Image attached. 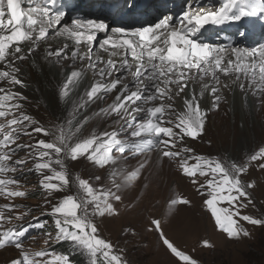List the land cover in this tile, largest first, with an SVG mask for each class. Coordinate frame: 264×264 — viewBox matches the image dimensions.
I'll return each mask as SVG.
<instances>
[{
	"label": "snow or ice",
	"instance_id": "6c2138e0",
	"mask_svg": "<svg viewBox=\"0 0 264 264\" xmlns=\"http://www.w3.org/2000/svg\"><path fill=\"white\" fill-rule=\"evenodd\" d=\"M198 5L199 0H186V9L179 14L162 12L144 24L110 26L103 18L79 16L67 21L61 0H0V197L8 201L0 205V250H18L9 264H74L70 256L75 253L86 256L88 264H128L123 249L100 235L97 218L120 214L116 205L123 202L124 191L139 181L153 152L157 159L166 158L177 165L181 175L204 197L202 206L216 229L228 239L250 237L241 221L264 226V217L242 214V209L253 204L251 193L258 187L250 169L264 172V146L246 158L220 159L194 155L187 143L203 138L209 112L218 110L226 100L220 94L223 89L230 90L239 82L242 91L264 93V40L241 47L238 43L206 42L202 32L206 25L223 26L245 18H260L264 23V0H218L215 7ZM127 6H134L131 0ZM98 34L105 35L98 40ZM239 36L248 39L250 33L240 31ZM56 38H63L62 46L50 42ZM40 53L64 75L58 87L61 101L72 99L82 84L85 88L72 101L70 119L51 128L27 113L24 102L28 97L17 90V86L28 87L22 78L23 62ZM62 61L71 63L65 66ZM129 74L131 80L125 82ZM221 76L230 78V83ZM206 78L208 82H204ZM190 86L193 90L186 92ZM114 91L113 102L94 115H115L125 121L126 128L99 134L93 131L84 137L82 129L91 117L81 110L87 111L89 105L104 101ZM206 99L211 100L210 108L202 107ZM141 114L143 118L138 120ZM121 132L129 135L121 137ZM35 135L51 139L19 142L22 137L32 140ZM24 150L25 155L20 156ZM141 155L145 159L137 166L131 170L124 167L129 157ZM81 158L107 169L110 183L97 188L80 175L71 178L67 162ZM29 160L32 167L27 171L41 177L39 187L50 206L42 215L51 217L52 231L47 230L48 220L40 217H32L35 223H14L25 221L32 212L31 208L18 211L24 206L13 203L28 196L14 174L23 172ZM193 160L195 163H190ZM101 179L95 177L96 181ZM72 188L75 193L67 194ZM178 206L191 207L192 200L183 195L170 198L167 211L174 214ZM163 223V218H150L146 230L157 233L177 264H199L169 239ZM30 228L44 229V242L49 247L39 251L25 248L24 238ZM63 242L71 245L68 254L50 250L51 244ZM201 246L214 247L207 239Z\"/></svg>",
	"mask_w": 264,
	"mask_h": 264
},
{
	"label": "rangeland",
	"instance_id": "374dc122",
	"mask_svg": "<svg viewBox=\"0 0 264 264\" xmlns=\"http://www.w3.org/2000/svg\"><path fill=\"white\" fill-rule=\"evenodd\" d=\"M71 17L75 18L73 15H69L67 21L70 22ZM102 38L100 36L97 37L98 40ZM260 40L264 39L258 37L253 43L240 46L244 47L249 44H255ZM32 68L30 67L29 69ZM23 70L26 72L27 77H29V70L26 69V66H23ZM29 94H31L30 91L28 92V96ZM115 94L116 92L114 91L108 94L104 101L96 102L94 112L90 115L91 120L95 112L113 102ZM223 96L226 97V94H223ZM57 102V100L48 101L46 99L39 102L31 96L24 103L27 113L41 123L58 124L62 120L59 117L61 109ZM208 104V108H210L211 102ZM220 106L224 108L228 107L227 110L230 109V114L226 117L222 108L218 109V111H213L214 114L211 111L207 118L206 131L203 138L187 141L194 149V155H207L211 158L220 159L225 157L241 159L258 150L260 146H264V128H260L261 119L257 120L253 114L249 115V118L246 117V122L248 123V128H246L239 117L238 127H240L233 132V128H231L233 117L231 113L232 105L228 101H222ZM253 107L259 110L260 115L262 113L264 117V103L262 101H255ZM263 117L262 115L260 116V118ZM142 118L143 114L137 117L138 120ZM234 118L237 119V116L235 115ZM91 120L88 121L90 122L88 125V122L86 123L87 127L85 125L82 129V135L86 134L89 136L93 131H96L97 134L113 130L119 132L121 128H126L125 121L114 117V115L101 118V124H99L101 126H96L98 124L95 121L91 123ZM112 122L115 124V127L113 128L111 125L108 127V124ZM253 122L255 124L254 127ZM223 126H227V132L221 131ZM128 135V132H121V137ZM41 138L51 139L50 137L35 135V138L32 140H29L28 137H22L19 142L35 143V139ZM26 151H21L19 155L24 156ZM114 154L119 155V153L115 152ZM150 155V163L144 169L139 181L130 185L124 191L123 202L116 205L119 208L120 214L112 217L97 218L100 235L103 238L109 239L117 249H123L124 258L128 261V264H177V261L168 254L162 243L158 240L157 233L146 230L149 226L150 218H163V228L169 239L173 240L183 251L197 259L199 264H264V226H253L241 221L243 227L250 232V237L239 240L228 239L224 233L216 229L210 214L202 206L204 197L198 194L190 181L181 175L177 165L169 162L166 158L157 159L155 152ZM143 159L145 157L142 155L134 158L129 157L124 167L131 170ZM67 163L71 178H74L75 175H80L82 178L89 179L97 188L110 183L107 169H99L84 158L75 162L68 161ZM190 163H195V161H190ZM23 167V172H17L14 175L24 185V189L28 191V196L26 198H16L13 203L24 206L18 209V211H26L28 208L32 209L31 216L25 220L28 221L38 215V213L42 214L50 211V206L45 204L43 190L39 187L41 177L35 172L27 171V168L32 167L31 160ZM250 175L256 179L258 187L251 193L253 204L249 205L246 209H242V214H250L261 218L264 217V172L253 167L250 169ZM96 176H100L102 179L96 181ZM244 179L248 180L249 176L246 175ZM75 191L76 189L72 188L67 194H74ZM177 195H183L191 199L192 206H178V211H175L174 214L169 213L167 211V202L170 198ZM4 203H8V201L0 197V205ZM11 214L9 213V215ZM45 217L49 222L47 230L52 231L51 217ZM25 221H14V223H23ZM44 231L32 233L24 241V247L32 251H39L49 247L44 242ZM133 232L134 234H132ZM204 239L209 240L214 247H202L201 242ZM66 247L67 245L62 243L51 244L50 250L67 254V252H64ZM17 252L18 250L14 249V247L0 250V264H9L10 259L15 258ZM81 256L85 259L84 263L88 264L86 256ZM73 261L74 264H80L79 258H75Z\"/></svg>",
	"mask_w": 264,
	"mask_h": 264
},
{
	"label": "bare ground",
	"instance_id": "6f19581e",
	"mask_svg": "<svg viewBox=\"0 0 264 264\" xmlns=\"http://www.w3.org/2000/svg\"><path fill=\"white\" fill-rule=\"evenodd\" d=\"M71 0H68L67 2H64V0H61V6L64 8L67 15H66V20L69 15H73L74 17H79V16H89V18H103L106 19L107 22L110 24V26H117V25H133V24H144L150 21H153L155 18H157L160 13L162 12H172L175 14H179L182 10L186 9V0H147V4L143 6V8L140 11H134L133 7L125 9L126 14H124L125 20L124 21H116L113 16H111L109 13L104 14L101 11L95 10L92 12V10L95 9V4L98 3V0H91L88 5H83V8H78L80 5V1L76 3H70ZM116 1V6L115 4L112 3V0H107L106 4L107 6L102 7V11L106 12H111L113 11V7H117L120 3L123 2V0H115ZM138 0L133 1V5L137 2ZM128 1H126L125 4H127ZM149 2V3H148ZM184 2V3H183ZM201 3H204V5H200ZM146 6V7H145ZM196 4H193V7H196ZM199 7H215L218 6V0H199ZM23 7L27 8L28 5L25 4ZM112 7V9H111ZM170 9V11H168ZM117 9L115 10V12ZM118 14L122 15V11H119ZM128 15V16H127ZM72 19V17H71ZM245 20H250L253 21L255 24V27L258 28L257 32L255 34L252 33V30L247 29L245 26L244 21ZM244 21L239 22V23H232V24H227L223 26H212L211 25H206L205 29L202 30L204 38H206V42H213V43H224V44H229L231 40H233L234 43H238L240 45H246L248 43H253L258 37L260 39H264V23L261 22L260 18H245ZM239 26H242L239 30L241 31H248L250 33V36L248 39H244L239 36H234V32L237 31V28ZM215 29H219L214 31ZM238 30V31H239ZM217 34L218 36L215 37ZM105 34H98V37H104ZM51 43L62 46L63 44V38H56L55 40L50 41ZM254 44H249L247 46H253ZM94 49H96V45L94 44ZM84 51L85 49L82 47L81 49ZM101 55H104L105 58H107L106 54H104L102 51L100 52ZM115 59V58H114ZM71 62L70 61H62V64L67 66ZM79 63V62H78ZM23 66H26V69L29 70V77H27L26 72H24L23 79L25 83L28 85L26 89H21L19 86H17V90L22 91L24 95L27 97H31L39 102L42 100L46 99L48 101L50 100H57L59 104V108L61 109L59 117L61 118L60 120L64 121L66 118H69V113L72 111L73 108V100L78 99L85 91L84 85L82 84L79 89H77L73 94H72V99L68 100L67 102L61 101L58 98V87L62 85L64 81V75L61 74L60 68L55 66L54 64H49L43 60V53H40V55L37 56H32L29 57V59L25 62H23ZM30 67H33L32 69H29ZM131 80L130 74L127 76L126 81L128 82ZM221 80L224 81L225 83H230V78H224L221 76ZM204 82H208V78ZM246 87H247V81H244ZM131 86V85H130ZM193 88L190 86V88L186 89V92H191ZM31 92L28 96V92ZM195 91L198 93L199 91V85L195 86ZM117 94V93H116ZM115 94V95H116ZM221 95L226 94V99L225 101H228L230 105H232L231 113L233 115L232 117V127L233 132L238 130V123H239V117L241 118L242 122L244 123V126L248 128V123L246 122V117L249 118V115L253 114L255 118L261 119L260 121V128H264V117L263 114L261 113L263 118H260V113L259 110H256L253 107V103L256 101H262L264 103V93H260L258 95H253L251 90L248 91H242L239 88V82H237L234 85H231V89H223L222 92L220 93ZM48 95V96H47ZM208 96V93L205 94ZM47 96V98H45ZM50 98V99H48ZM209 102H211L210 99H206L202 101V107L208 108ZM139 103V102H138ZM158 103V102H156ZM96 103L91 104L88 106L87 111L81 110V112L84 115L90 116L95 109ZM151 106V105H146ZM222 108L224 109L223 112H225V116L227 117L230 112L227 108H224L223 106H219V109ZM215 110H212V114H214ZM218 111V110H216ZM209 112V113H210ZM263 112V111H260ZM237 116V119L234 118V116ZM110 117V116H109ZM114 117H116L114 115ZM78 119H83L82 115H78ZM119 118V117H116ZM101 118L96 117L95 115L93 116L91 123L95 121L98 125L96 126H101L100 121ZM120 119V118H119ZM75 123V121H74ZM90 122L87 123V125ZM250 123V120H249ZM42 124L45 127H53L54 124L48 123ZM253 127L255 126L254 122L252 123ZM86 125V127H87ZM94 125V124H93ZM115 127V124L112 122L111 124H108L109 126ZM226 125V124H225ZM95 126V127H96ZM86 129V128H85ZM245 129V128H244ZM96 130V129H95ZM221 131H226L227 132V126H223ZM231 131V130H230ZM84 132V131H83ZM87 132V131H86ZM83 136H87L84 134Z\"/></svg>",
	"mask_w": 264,
	"mask_h": 264
},
{
	"label": "trees",
	"instance_id": "16d2710c",
	"mask_svg": "<svg viewBox=\"0 0 264 264\" xmlns=\"http://www.w3.org/2000/svg\"><path fill=\"white\" fill-rule=\"evenodd\" d=\"M62 244H66L67 245V247L64 249V252H67V254H68L70 252V250H71L70 244L67 243V242H63ZM68 244H69V246H68ZM75 258H79L80 264H85L84 263V257L81 256L79 253H75V254H73V255L70 256V259H72V260L75 259Z\"/></svg>",
	"mask_w": 264,
	"mask_h": 264
}]
</instances>
